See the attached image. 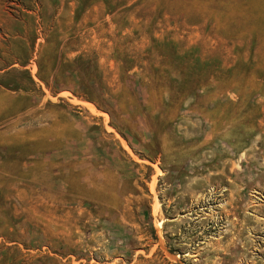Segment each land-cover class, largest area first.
Segmentation results:
<instances>
[{"label": "rangeland", "instance_id": "rangeland-1", "mask_svg": "<svg viewBox=\"0 0 264 264\" xmlns=\"http://www.w3.org/2000/svg\"><path fill=\"white\" fill-rule=\"evenodd\" d=\"M0 264H264V0H0Z\"/></svg>", "mask_w": 264, "mask_h": 264}]
</instances>
